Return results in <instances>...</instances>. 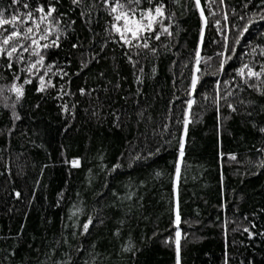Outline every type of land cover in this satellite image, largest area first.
Returning a JSON list of instances; mask_svg holds the SVG:
<instances>
[{
    "label": "trees",
    "instance_id": "16d2710c",
    "mask_svg": "<svg viewBox=\"0 0 264 264\" xmlns=\"http://www.w3.org/2000/svg\"><path fill=\"white\" fill-rule=\"evenodd\" d=\"M26 2L47 10L46 0ZM51 2L66 35L42 53L51 72L45 67L38 74L55 87L38 91L36 72L19 71L24 63L0 67V264H59L69 257L72 264H177L171 242L177 192L180 264H264V96L237 87L243 64L258 70L264 63V2L224 0V6L212 4L216 15H210L201 0L205 25L193 0H164L175 13L173 35L152 41L156 54L133 56L135 67L118 37L109 35L112 18L102 0L83 19L82 6L71 0ZM30 9L0 0L5 18ZM29 78L17 99L10 87ZM228 91L236 111L223 99L218 111L212 99ZM189 99L195 100L193 123L177 189V120ZM76 159L79 167L70 163ZM89 216L93 225L81 235L76 225Z\"/></svg>",
    "mask_w": 264,
    "mask_h": 264
},
{
    "label": "snow or ice",
    "instance_id": "6c2138e0",
    "mask_svg": "<svg viewBox=\"0 0 264 264\" xmlns=\"http://www.w3.org/2000/svg\"><path fill=\"white\" fill-rule=\"evenodd\" d=\"M55 2L59 3V0H55ZM71 2L73 5L82 6L81 18L83 19L85 16H88L91 8L94 6L95 0H71ZM173 2L179 4L180 0H173ZM193 2L199 10L204 24L207 25L208 17L204 15V8L201 6V0H193ZM216 2H218L220 6H224V0H205L210 15H216L215 12L211 11L212 4ZM262 2H264V0H262ZM46 3L47 10L45 4L41 3H37L34 8L30 9V5L26 0H13V4H20L22 8L30 10L24 13L17 12L16 14L10 15L9 18H5L4 12L0 11V60L6 61V63L0 64V67L11 69L13 63H24L26 66L19 71L24 72L29 77L35 71L39 80L38 91L41 92L45 91L47 87H55L50 80L46 83L45 77L38 74L39 69L41 68L47 67L48 72H51L52 70L51 65H45V56L42 53L49 47H58L60 36L66 35V33L59 28L60 18L54 15V13L57 12V8L51 0H46ZM102 4L107 14L112 18L109 22V35L114 33L118 37L116 42L120 43L122 47H125L128 50L125 52V55L134 67L136 63H138V60L133 59V56L142 57L149 53L153 55L156 54L157 48L153 47L152 41H159L161 35H173L171 31V20L175 16V13L168 10L164 0H102ZM245 7H247V5H245ZM60 15L63 16L64 14L61 13ZM223 19L227 21V11L224 12ZM240 19H244V17L241 16ZM260 19L264 20V15H261ZM165 20H169L170 22L165 24ZM74 23L75 21H70L69 25ZM214 24L219 27L220 21H214ZM53 26L57 28L55 33L52 32ZM248 26H245L242 31L238 33V37H242V34L248 31ZM53 35L55 36L54 39L51 38ZM202 39L203 32L201 33V41ZM236 43H238V40ZM77 46L78 45H73V47ZM132 50L135 51L133 52ZM25 53H28L30 57H36L37 59L34 61L26 60ZM220 55L223 56L224 53H221ZM259 55L264 57V49H261ZM200 63L201 55L200 52L197 51L195 53V72L197 73L201 71L199 68ZM205 63H207V61H205ZM223 63L224 61H222L220 65L221 71L223 70ZM86 66L87 65L85 64L82 67ZM237 75L242 79V85H237V87H240L241 91L244 86H247L258 90L260 94L264 96V63L259 64L258 70L255 64L245 63L237 71ZM198 79V76L193 75L191 92H195ZM14 80H20L19 72L14 74ZM31 82L32 81L29 78L25 79L20 84L13 83L10 90L16 94L17 99H20L24 95V85L30 84ZM227 84L228 82H226V86ZM217 93H219V83L217 85ZM81 94H84V89H81ZM231 95V91L226 92L223 96L218 94L212 99V103L217 106V110L219 111L220 100L223 99L226 101L227 107L231 108L232 111H236V108L233 107L232 103L227 102V97ZM238 102L244 104L243 100ZM194 103L195 100L189 99L186 102V111L183 118L177 120V123L182 125V134L178 141V157L174 166V179L177 189L185 167V146L187 143L189 124L193 123L191 110ZM251 104L252 101H248V105L251 106ZM64 111H69L67 106L64 107ZM248 114L251 115V113ZM15 118L19 119V116L17 115ZM259 131L264 133V127H261ZM149 155H151V153ZM144 158L146 159L147 157ZM136 159L139 160L141 157L137 156ZM230 159L235 160L236 157L232 155ZM70 163L73 167H79L80 165L78 159L73 160ZM261 166L264 167V161H261ZM117 167H119V165H115L112 171H115ZM157 175H159V173H157ZM17 195H19V193H17ZM128 198H131V195ZM174 211L177 231L171 242L175 245L177 264H180L181 232L179 230L180 208L178 192ZM75 215L76 213H73V216ZM102 222V220L98 221V223ZM92 225L93 217L89 216L82 225L77 224L76 226L81 229V235H87L89 233V228ZM245 231H247V229H245ZM119 234V230H117L115 235L119 236ZM93 247H95V245H93ZM132 248L133 246L129 243V245L124 247L123 250L128 252L132 251ZM79 251H84V249L81 247L78 249V252ZM59 264H72L71 257L59 262ZM85 264H88V262L85 261ZM92 264H96L95 259L92 261Z\"/></svg>",
    "mask_w": 264,
    "mask_h": 264
},
{
    "label": "rangeland",
    "instance_id": "374dc122",
    "mask_svg": "<svg viewBox=\"0 0 264 264\" xmlns=\"http://www.w3.org/2000/svg\"><path fill=\"white\" fill-rule=\"evenodd\" d=\"M12 87V86H11ZM11 87H10V89H11Z\"/></svg>",
    "mask_w": 264,
    "mask_h": 264
}]
</instances>
